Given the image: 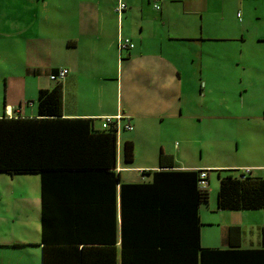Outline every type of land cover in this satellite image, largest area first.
<instances>
[{
    "label": "crops",
    "instance_id": "0c3cea01",
    "mask_svg": "<svg viewBox=\"0 0 264 264\" xmlns=\"http://www.w3.org/2000/svg\"><path fill=\"white\" fill-rule=\"evenodd\" d=\"M120 38L133 47L119 51ZM61 68L64 118L100 129L120 115L132 125L116 141L122 183L150 181L142 172L163 169L160 153L176 171L249 168L264 178V149L254 150L264 144V108L255 116L243 97L251 84L264 94V0H0V118L36 117L39 90ZM197 138L238 159H196ZM249 152L257 157L247 162ZM130 169L137 176L124 174ZM115 200L119 222L118 188ZM41 217L40 175L0 172V264H42ZM199 217L203 248H226L230 227L240 229V248L261 245L264 210L218 211L215 201Z\"/></svg>",
    "mask_w": 264,
    "mask_h": 264
},
{
    "label": "trees",
    "instance_id": "16d2710c",
    "mask_svg": "<svg viewBox=\"0 0 264 264\" xmlns=\"http://www.w3.org/2000/svg\"><path fill=\"white\" fill-rule=\"evenodd\" d=\"M63 80L39 90L36 117L0 118V172L40 175L42 264H264V226L258 248H240L239 227L228 229L224 249L200 245L199 211L210 196L199 175L209 170L176 171L160 153L163 169L142 172L150 181L122 183L113 170L123 118L102 128L104 118L100 129L64 118ZM122 148L130 164L133 146ZM232 172H217L216 209L264 210V178Z\"/></svg>",
    "mask_w": 264,
    "mask_h": 264
},
{
    "label": "rangeland",
    "instance_id": "374dc122",
    "mask_svg": "<svg viewBox=\"0 0 264 264\" xmlns=\"http://www.w3.org/2000/svg\"><path fill=\"white\" fill-rule=\"evenodd\" d=\"M251 87H252V89L248 88L247 92H245L243 94L244 100L251 107V109L254 110L255 116L260 115L262 117L263 114L261 112L264 108V94L261 91H259L258 89H255V86L253 84H251ZM122 133H127V132H121L119 139H118L119 142L121 140V135H123ZM204 136L208 137V134H206ZM175 142H177V144H181L179 138H176ZM258 145L256 146V148H254V150L256 152L263 151V149H264L263 142H260V144H258ZM189 147L191 148V151H192V143L189 144ZM223 147L225 148L226 146H223ZM260 147L262 149H260ZM215 148L217 150V146L214 145L213 142L207 143L206 140H199L198 138L196 139V141H194V144H193V151H194L196 159H199V155L201 154L202 155V161H204V159L209 160V158L212 154L213 155L216 154V155L212 156L210 159L218 161L219 162L218 164H222L223 166L227 165L229 162L234 161L235 159H238L237 157L229 155V152H224V153L220 152V151L217 152V151H215ZM249 154L251 155V157H249V156L243 157L245 159V161H247V162L252 161L254 158L257 157V155H256V157L253 156L254 154L252 152H249ZM206 155L208 156L207 158H206ZM140 159H141V156L138 155L136 161H140ZM212 160H209V161H212ZM123 165L127 166V167H133V166L136 167L137 162L134 161L131 165H126V164H123ZM245 169L244 168L236 169L235 172H232V174H240ZM220 170H221V168H220ZM124 174L129 176L130 178H134L135 176H137L138 173L131 171V169H130L127 172H125ZM208 175L211 179V182L209 185L211 194L209 191L210 198H209L208 204H206L205 207H208L209 205H212L215 203L216 198H217V191H218V187H219V181H218L217 173L216 172H208ZM244 215H246V214H244ZM211 229L212 230H207L206 232L207 233H216L217 228H211Z\"/></svg>",
    "mask_w": 264,
    "mask_h": 264
},
{
    "label": "built area",
    "instance_id": "2783aa9c",
    "mask_svg": "<svg viewBox=\"0 0 264 264\" xmlns=\"http://www.w3.org/2000/svg\"><path fill=\"white\" fill-rule=\"evenodd\" d=\"M155 9H159V6L157 4L154 5ZM125 9V5L124 4H120L119 7H118V13H121L123 10ZM118 50L119 51H123V50H126V49H131L133 47V45L131 44V42L128 40V39H123V38H120L118 40ZM68 74V70L66 69H60L57 73L56 76H50V79L51 80H63L65 79L66 75ZM123 117L118 115L116 117H112V118H106L105 121L103 122L102 124V128H106L108 126V123H110L112 120H117V121H121ZM124 129L130 131L132 130V125L129 124L128 122H125L124 124ZM119 130H120V127H119ZM119 133V131H118ZM251 170L249 168H246L243 172L244 173H249ZM199 185L201 186V188L203 189H207L208 187V181H207V175L205 172H201L200 175H199Z\"/></svg>",
    "mask_w": 264,
    "mask_h": 264
}]
</instances>
